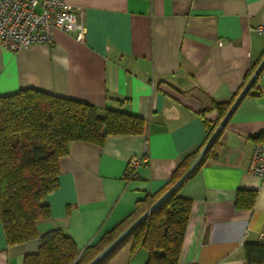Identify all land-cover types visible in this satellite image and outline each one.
<instances>
[{"label":"crops","instance_id":"obj_1","mask_svg":"<svg viewBox=\"0 0 264 264\" xmlns=\"http://www.w3.org/2000/svg\"><path fill=\"white\" fill-rule=\"evenodd\" d=\"M83 10L85 36L54 31L50 43L11 52L0 41V95L34 88L146 120V132L102 144L73 141L59 160L49 216L36 236L7 245L0 223V264H23L40 237L64 231L81 252L133 212L199 150L219 120L212 102L236 97L264 58V0H64ZM264 138V69L233 111L207 157L183 183L191 201L178 264H250L245 245L264 232V179L249 173ZM146 159L130 175L131 159ZM237 191H255L251 207ZM127 241L101 264H146Z\"/></svg>","mask_w":264,"mask_h":264},{"label":"trees","instance_id":"obj_2","mask_svg":"<svg viewBox=\"0 0 264 264\" xmlns=\"http://www.w3.org/2000/svg\"><path fill=\"white\" fill-rule=\"evenodd\" d=\"M234 98L211 103L210 108L217 110L219 120ZM203 125L207 136L199 150L185 156L169 181L139 200L129 216L94 244L79 252L64 231L55 229L40 237L38 251L26 254L23 264H86L182 175L215 128L206 120H203ZM145 132L146 120L140 116L116 109L99 113L87 102L38 89L26 88L0 95V223L7 245L34 238L35 221L49 216L46 198L58 185L59 160L67 154L71 142L102 144L108 136ZM217 138L202 162L216 155ZM130 171L131 168L128 173ZM179 189L98 264L127 241L132 242L133 248L144 247L147 250L146 264H178L191 209V201L181 197ZM255 196V191H237L235 203L251 207ZM244 249L247 262L264 264V241L248 243Z\"/></svg>","mask_w":264,"mask_h":264},{"label":"built area","instance_id":"obj_3","mask_svg":"<svg viewBox=\"0 0 264 264\" xmlns=\"http://www.w3.org/2000/svg\"><path fill=\"white\" fill-rule=\"evenodd\" d=\"M56 30L82 41L85 36L83 10L68 6L64 0H0V41L6 50L15 52L34 44L50 43ZM254 31L264 34V23L254 27ZM145 159V151L142 156L131 159L129 174L133 175ZM248 171L264 179V138L254 144ZM259 241H264V232L260 233Z\"/></svg>","mask_w":264,"mask_h":264},{"label":"water","instance_id":"obj_4","mask_svg":"<svg viewBox=\"0 0 264 264\" xmlns=\"http://www.w3.org/2000/svg\"><path fill=\"white\" fill-rule=\"evenodd\" d=\"M262 69H264V58L260 60L251 76L238 92L223 117L217 123L216 127L210 134L203 147L200 149L198 154L195 156L186 170L182 173V175L157 200H155L144 212H142L135 220H133L122 232H120L114 239H112L86 264H98L105 256L113 251L139 224H141L142 221H144L150 215V213H152L168 196H170L173 192H175L183 185V183L188 179L192 172L202 162L205 154L207 153L215 139L219 136L229 118L231 117L233 111L238 106L243 97L247 94L248 90L250 89Z\"/></svg>","mask_w":264,"mask_h":264}]
</instances>
